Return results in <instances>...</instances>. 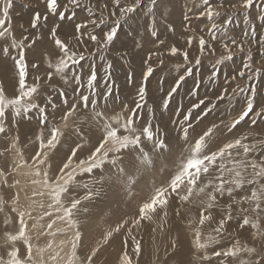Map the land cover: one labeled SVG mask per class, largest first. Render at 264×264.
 <instances>
[{"label":"snow or ice","instance_id":"snow-or-ice-1","mask_svg":"<svg viewBox=\"0 0 264 264\" xmlns=\"http://www.w3.org/2000/svg\"><path fill=\"white\" fill-rule=\"evenodd\" d=\"M262 32L264 0H0V264H100L117 237L139 264L145 226L154 264H264ZM104 184L135 207L89 242L74 210Z\"/></svg>","mask_w":264,"mask_h":264},{"label":"rangeland","instance_id":"rangeland-1","mask_svg":"<svg viewBox=\"0 0 264 264\" xmlns=\"http://www.w3.org/2000/svg\"><path fill=\"white\" fill-rule=\"evenodd\" d=\"M197 23H200V22H197ZM200 27L201 28L204 27L203 23L200 24ZM239 32H240L239 28L234 29V34H238ZM262 34H264V32H262ZM173 39H179L180 44L184 43L183 39L180 38L179 36L174 37ZM254 57H255V63L257 65H260L261 64L260 54L254 53ZM242 60H246V57H244L243 54H237L235 57V65H240ZM210 67H211L210 61L206 60L204 67L201 70L206 72L208 69H210ZM201 95H203V91H201ZM230 111L231 110L228 108L227 102H224L220 105V112L218 113V115L228 116V113ZM245 127H247V125H245ZM21 147H22V150L25 151V158L27 159L28 156H30L32 154L34 146L26 145L24 139L22 138ZM8 158L10 159L11 157H8ZM153 177L155 179L154 182L150 181V178L147 177L144 179L143 183L146 185L149 183L161 184L165 179H167V176H163L160 179H156L154 174L151 178H153ZM21 179H23V178H21ZM78 179L83 180L84 182H88L91 179V177L88 175H85L83 177H78ZM151 184L149 185L148 188H150ZM148 188H147L146 194H144L141 199H143L148 194ZM97 190L99 191L98 195H96L91 201H85V204L87 206L84 204V202L82 200L87 189H84L83 187H81V188H79L75 191H72L70 193L71 198L81 199L82 200L81 205L84 204V206L87 207V210L93 211V208H97V211H95L93 214V219L92 220L91 219L86 220L88 225H89L87 232H86V239L89 242L96 240V239H100L102 237V235L106 232V230L112 224L115 225V223L118 221V218H117L118 213L114 211V213L112 212V215H111L113 217H111L109 219L108 224L104 225L101 222V217L105 216V212H103V206H101V203H103L105 205V202H107V205H108L113 201V204L111 206L116 210V209H119V207H121L120 206L121 204L118 203V201H117V198L120 195V193L122 196V200H127V197H128L127 193L125 192V190L123 188H121V190H119L118 193H116V191H113V185L112 184H104L102 186L97 185ZM137 192L139 194V190H137ZM116 194H118V195H116ZM22 197H23V193H22ZM115 197H117V198H115ZM37 199H42L46 203L48 200V197L47 196L37 197ZM66 202H67V200H66ZM80 206L78 207L77 210H74L75 214L82 213V211L80 210ZM84 206L82 207V209L84 208ZM131 209H133V208H131ZM99 222H101L99 225V228L92 230L93 224H98ZM148 227L149 226L143 227L139 232V237L142 239V246H143V254L140 257L139 264H144L145 262L147 264H150L149 262L151 261L152 258H154V256L152 255L153 249L156 247L159 248L160 255H161V257H163V254H164L163 249L166 246V240H167L166 236H162L159 233H153L152 231H150L148 233L147 232ZM58 238L60 239L61 237H58ZM118 239L119 240L115 241V243L112 244L113 250H116L117 252L120 251V238L118 237ZM150 244H151V246H150ZM107 255H108V253L103 251V253L101 254V257H100V264H109V263H106V262H108L106 260ZM113 264H115V262Z\"/></svg>","mask_w":264,"mask_h":264},{"label":"bare ground","instance_id":"bare-ground-1","mask_svg":"<svg viewBox=\"0 0 264 264\" xmlns=\"http://www.w3.org/2000/svg\"><path fill=\"white\" fill-rule=\"evenodd\" d=\"M154 175H155V177H156V179H160V178H162L163 176H167V174L165 175V174H161V173H159V172H156V173H154ZM153 175H151V176H148L149 178H150V181H152V182H154V177L153 178H151ZM147 178V177H146ZM144 181V180H143ZM143 181L136 187V188H134L133 190H132V193H133V195L135 196V198H136V200H140L142 197H143V195L144 194H146V191H147V188L149 187V185L151 184V183H149V184H144L143 183ZM121 186H117V185H113V191H116V193H118V191L119 190H121ZM137 190H139V194H138V192H137ZM122 192V191H121ZM115 195V194H114ZM116 195H118V194H116ZM128 195V194H127ZM115 198H117V197H115ZM117 201H118V203H120L121 205V207H119V209H114L111 205L113 204V201L110 203V204H108L107 205V202H105V205L103 204V203H101V206H103V212H105V216H102L101 217V222L105 225V224H108V221H109V219L111 218V217H113V216H111L112 215V212L114 213V211L115 212H117L118 213V221L122 218V217H124L126 214H129V213H131L132 212V210L134 209V207H135V204L134 203H131L130 201H129V199H128V197H127V200H122V196H121V193H120V195L118 196V198H117ZM84 202V204H85V201H83ZM84 204H82L81 206H80V210L82 211V213H77V214H75V212H74V215L76 216V217H78V218H80V219H82V220H87V219H93V214H94V212L95 211H97V208H93V211H91V210H87V205L86 206H84ZM84 206V208L82 209V207ZM86 208V211H84V209ZM99 208V207H98ZM131 208H133V209H131ZM101 222H99L98 224H93V226H92V230L93 229H96V228H99V225H100V223ZM91 225V224H90ZM112 226H114L113 224L110 226V227H112ZM88 227H89V225H88V223H87V227H86V229H85V233L87 232V229H88ZM150 228H151V226H149L148 227V230H147V232L149 233L151 230H150ZM59 239V238H58ZM117 240H119L118 239V237L116 238V241ZM150 246H151V244H150ZM113 245H111V246H109V248H107V249H105L104 251L106 252V253H108V255L106 256V260L108 261V262H106V263H109V264H113L114 262H115V264H116V259H117V255H118V253H119V251L117 252L116 250H113ZM105 260V259H104ZM154 260H155V258H152L151 259V261L149 262L150 264H154ZM146 263V262H145ZM144 263V264H145ZM147 264V263H146Z\"/></svg>","mask_w":264,"mask_h":264}]
</instances>
